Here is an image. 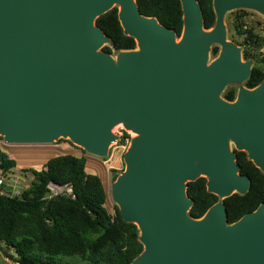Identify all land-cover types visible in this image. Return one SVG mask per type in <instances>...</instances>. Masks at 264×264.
<instances>
[{"label": "water", "instance_id": "95a60500", "mask_svg": "<svg viewBox=\"0 0 264 264\" xmlns=\"http://www.w3.org/2000/svg\"><path fill=\"white\" fill-rule=\"evenodd\" d=\"M181 3L178 36L142 14L137 0H0V134L9 143L69 136L105 155L112 128L123 122L139 133L112 190L144 245L130 264H264V202L228 223L223 201L250 186L231 140L264 172V79L235 100L221 96L227 83L252 72L226 39L225 13H264V0H213L210 29L198 0ZM115 4L138 45L118 61L96 25ZM213 43L222 49L209 64ZM202 176L222 200L193 218L187 184Z\"/></svg>", "mask_w": 264, "mask_h": 264}, {"label": "trees", "instance_id": "16d2710c", "mask_svg": "<svg viewBox=\"0 0 264 264\" xmlns=\"http://www.w3.org/2000/svg\"><path fill=\"white\" fill-rule=\"evenodd\" d=\"M203 9L204 26L214 27L216 13L213 0H198ZM139 9L146 16H153L174 29L178 36L184 27L181 0H137ZM243 14H240L242 16ZM110 38L103 48L114 50L134 49V36L127 35L119 19V9L114 6L96 19ZM242 24H238L240 33ZM246 39L255 45L258 35L247 30ZM218 53L219 48L215 47ZM264 79V66L255 65L246 80L249 88ZM228 100H235L237 89L224 92ZM128 136V134H126ZM2 138V136H0ZM237 162L241 173L250 177L249 189L223 199L227 207L228 223L253 211L264 202V172L248 158L246 151H239ZM87 157L71 153L57 154L40 169L30 168L31 181L19 195L0 193V242L4 254L19 264H130L144 250L140 230L136 223L126 221L115 206L112 214L107 203V191L102 178L86 171ZM17 165L0 144V173L7 176ZM50 182L71 184L75 198L58 195L48 197ZM1 189L6 190L4 186ZM192 199L188 212L193 218L202 217L220 201L208 191L207 177L202 176L187 184Z\"/></svg>", "mask_w": 264, "mask_h": 264}, {"label": "rangeland", "instance_id": "374dc122", "mask_svg": "<svg viewBox=\"0 0 264 264\" xmlns=\"http://www.w3.org/2000/svg\"><path fill=\"white\" fill-rule=\"evenodd\" d=\"M114 6H117L118 9L120 8L119 4H115ZM240 14L243 15L240 16ZM224 23L226 27V39L238 45L241 50L242 60L250 61L252 68L255 65L264 66V13L251 7H235L226 11ZM238 24L243 25V33H240L237 27ZM249 29H252L258 35L259 43L256 45L251 40L246 39L248 35L247 30ZM107 44L109 42H105L104 46ZM136 47L138 48V45ZM215 47L219 48L218 53L214 52ZM221 49V44L213 43L210 47L207 63L210 64L217 58ZM122 51L114 50L113 56L116 61H118V56ZM231 87L237 89V95L241 88H249L246 85V80L229 82L221 93L223 98H225L223 95L224 92ZM112 133L116 138L111 141L108 152L105 155H98L87 151L84 146L74 142L69 136H60L52 142L47 143H9L0 134L2 136L0 138L2 149L17 160V165L13 168L12 172L3 177L6 179L11 174L16 177L19 176L20 179L18 180L21 181L20 189L22 190L31 181L32 175L29 170L30 168L40 169L49 158L61 153H71L77 156L84 155L87 157L86 171L98 174L102 178L108 195L106 206L114 214L115 206L119 208V205L113 198V184L126 168L124 156L137 133L130 128H126L122 123H117L112 128ZM230 146L234 150L233 147L235 144L232 140ZM0 193H3V189L1 188ZM3 246L4 244L0 242V264H17L14 261H8L6 259Z\"/></svg>", "mask_w": 264, "mask_h": 264}, {"label": "built area", "instance_id": "2783aa9c", "mask_svg": "<svg viewBox=\"0 0 264 264\" xmlns=\"http://www.w3.org/2000/svg\"><path fill=\"white\" fill-rule=\"evenodd\" d=\"M20 177H16L14 175H9L8 178H4L3 175L0 173V186H4L6 190H3V192H6L11 195H19L21 193L20 189ZM10 187L9 190H7V187ZM48 187L50 189L48 197L52 198L58 195H64V196H71L72 198H75V194L73 191V187L71 184H57L55 182H50L48 184Z\"/></svg>", "mask_w": 264, "mask_h": 264}, {"label": "flooded vegetation", "instance_id": "af4514ba", "mask_svg": "<svg viewBox=\"0 0 264 264\" xmlns=\"http://www.w3.org/2000/svg\"><path fill=\"white\" fill-rule=\"evenodd\" d=\"M234 147H235V148H234ZM234 147H233V149H234V151L236 152V154H237V158H238V152H239V151H245V150H239V149L236 148V146H234ZM247 155H248V154H247Z\"/></svg>", "mask_w": 264, "mask_h": 264}, {"label": "bare ground", "instance_id": "6f19581e", "mask_svg": "<svg viewBox=\"0 0 264 264\" xmlns=\"http://www.w3.org/2000/svg\"><path fill=\"white\" fill-rule=\"evenodd\" d=\"M119 123H122L123 124V122H119ZM124 125V124H123ZM125 126V125H124ZM135 133H137V135L136 136H134V137H137L138 135H139V133L138 132H135Z\"/></svg>", "mask_w": 264, "mask_h": 264}, {"label": "crops", "instance_id": "0c3cea01", "mask_svg": "<svg viewBox=\"0 0 264 264\" xmlns=\"http://www.w3.org/2000/svg\"><path fill=\"white\" fill-rule=\"evenodd\" d=\"M5 257H6V256H5ZM6 259H7L8 261H11V260H10L9 258H7V257H6ZM17 264H19V263H17Z\"/></svg>", "mask_w": 264, "mask_h": 264}]
</instances>
